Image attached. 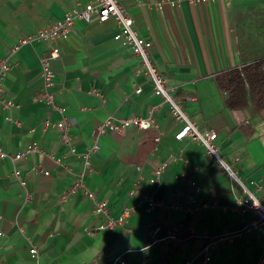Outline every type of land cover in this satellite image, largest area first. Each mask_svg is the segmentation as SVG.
Masks as SVG:
<instances>
[{"label": "crops", "instance_id": "0c3cea01", "mask_svg": "<svg viewBox=\"0 0 264 264\" xmlns=\"http://www.w3.org/2000/svg\"><path fill=\"white\" fill-rule=\"evenodd\" d=\"M94 1L0 0V60L12 65L4 85L16 104L11 110L0 108V148L17 154L35 143L40 150L16 163L0 159V264H111L119 256L125 264H202L197 253L206 241L244 228L254 216L234 210L238 186L210 163L200 143L175 139L181 125L152 86L132 94L133 85L144 82L137 74L141 65L127 44L115 40L118 28L112 18L77 20L69 36L59 40L61 56L51 62L53 93L65 113L36 98L43 88L40 66L49 44L35 40L21 45L22 39ZM118 1L138 33L151 41L154 62L176 93L196 97L184 105L190 118L202 130L217 133L224 158L264 201V108L249 100L232 109L229 93L218 85L219 75L264 60V0ZM151 107L163 137L157 147L137 127L98 138L100 149L84 183L108 201L113 218L124 208L132 211L123 227L99 230L103 218L95 215L83 190L65 202L61 196L108 116H145ZM47 119L69 122V144L56 127L44 130ZM165 162L167 168L156 177ZM35 165L49 175L33 173ZM15 169L26 187L13 175ZM138 179L141 188L131 195ZM194 181L199 189L190 184ZM142 194L178 208L148 211ZM194 199L209 208L191 213L187 207ZM171 232L179 243L150 245V234L164 238ZM32 246L39 251L38 262L30 256ZM140 248L146 249L128 252ZM260 258L264 228L221 245L209 264H258Z\"/></svg>", "mask_w": 264, "mask_h": 264}, {"label": "built area", "instance_id": "2783aa9c", "mask_svg": "<svg viewBox=\"0 0 264 264\" xmlns=\"http://www.w3.org/2000/svg\"><path fill=\"white\" fill-rule=\"evenodd\" d=\"M199 2H206L209 0H196ZM230 1V0H226ZM112 18L115 23H117L118 30L115 34V40H119L127 44L136 57L139 60L140 68L137 71L138 75L143 76L144 82L135 83L133 85L132 94H141L143 91V85L150 84L152 86L153 94L158 96L163 103L167 104L170 107V113L175 122L180 123V128L175 134V139L184 140L189 138L200 143L204 149H206V155L210 163L223 172L230 181L238 186L240 194L236 197L233 208L236 211L248 212L254 216L253 222L248 224L238 231H233L225 233V235H217L211 237L204 245L198 249L197 257L202 260V264H209L213 258V255L221 245L229 242H233L239 238H249L254 231L261 230L264 228V201L257 195L256 191L251 188L245 180L240 176L238 171L229 163L221 153L218 148L216 141L218 135L215 131L212 130H202L199 125L190 118L187 113L184 105L186 102H191L196 99L194 96H181L176 93V88L169 84V80L166 76L160 72L159 68L154 62L152 52H151V41L144 36H141L135 28V22L131 14L122 7L118 0H95L92 3H87L85 6L79 8H72L68 11L63 18L59 19L57 22L48 24L44 29L38 31V33L30 38L22 39L21 45L30 44L33 41H46L49 44V50L47 56L41 62V72L40 77L42 79L43 88L41 92L36 97L37 99L46 103L49 106V109L60 114L65 113V108L59 105L56 102L54 97L53 87H54V77L55 73L53 68H51V62L58 60L61 56L60 47L58 46L59 40L65 39L71 33L74 23L77 20H83L85 22H90L94 19L106 20ZM19 46L15 47L18 49ZM12 65L8 59L0 60V108L5 110H11L16 106L15 102L12 99L7 98L6 96V85H4V80L11 71ZM129 97L127 98V100ZM155 107H151L147 115L140 116L134 115L132 117L121 118L116 117L115 115L108 116L105 121L97 127L93 139L94 143L92 146L83 152L82 157V169L75 173L74 171V180L73 184L66 190V192L61 196V200L65 202L70 196L83 190L85 195L93 202V211L95 215L103 218V221L99 224V230H109L116 227H123L126 219L131 215V210L128 208L123 209V213L118 219H115L111 216V211H109L108 201L99 199L97 194L93 191L87 189L85 177L89 172H92V156L95 152L100 149L99 137L105 135L106 132L110 131L117 134H124L129 128L137 127L142 133L148 135L146 136L148 140H151L152 143L157 147L162 141V132L159 127L158 122L154 115ZM68 124L67 120H62V122L53 123L50 119H47L43 122L42 126L44 130H48L49 127H56L61 131V137L66 143H70L69 134H68ZM71 151L74 152V149ZM34 152H40L37 144L29 145L24 151H20L17 154H10L6 151H3L0 148V159L9 158L16 163L23 159L28 154H33ZM54 159V162L57 165H62L60 159ZM167 163L165 162L159 167L155 174L156 177H159L167 168ZM195 169H198L195 167ZM32 172H44L45 175H49L50 171L45 170L41 165H35L31 168ZM72 172V170H68ZM13 175L16 177L20 185L26 187L24 178L21 175V171L15 169ZM156 183L158 180H154ZM141 179L136 180L134 188L130 191V194H136L137 191L141 188ZM196 189H199L196 185V182L190 183ZM142 201L147 202L148 211L154 210L156 207L161 208H178L176 205L164 204L154 199L153 196L142 194ZM191 213H194L197 210L207 209L209 205L203 203L200 205L194 201L187 207ZM22 231V230H21ZM0 235L2 231L0 230ZM151 243L159 244L161 241L175 240L179 243V238L176 236L175 232L167 234L164 238L157 237L155 234H150ZM146 248H140L139 250H128L133 252H143ZM30 256L36 261H39V251L35 246L30 248ZM258 264H264V258H260L257 262ZM111 264H125L122 260V256L116 257Z\"/></svg>", "mask_w": 264, "mask_h": 264}, {"label": "trees", "instance_id": "16d2710c", "mask_svg": "<svg viewBox=\"0 0 264 264\" xmlns=\"http://www.w3.org/2000/svg\"><path fill=\"white\" fill-rule=\"evenodd\" d=\"M218 85L229 93L228 105L232 109L247 106L252 100L258 108H264V60L241 69L219 75Z\"/></svg>", "mask_w": 264, "mask_h": 264}]
</instances>
